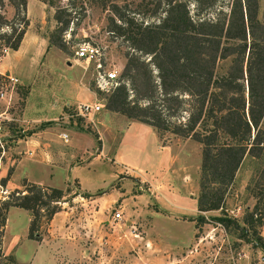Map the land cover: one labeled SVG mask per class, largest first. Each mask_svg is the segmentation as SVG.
Here are the masks:
<instances>
[{"label": "rangeland", "instance_id": "rangeland-1", "mask_svg": "<svg viewBox=\"0 0 264 264\" xmlns=\"http://www.w3.org/2000/svg\"><path fill=\"white\" fill-rule=\"evenodd\" d=\"M185 1L193 14L192 1ZM105 2L27 0L22 40L16 51L0 56V201L22 190L23 182L64 192L57 212L37 230V241L26 238L30 214L8 209L0 264H205L218 248L217 260L223 263L240 254L237 264H246L245 257L256 264L261 254L237 232L224 230L222 241L221 227L212 220L218 210L200 213L201 225L187 221L199 214L193 200L199 145L104 110L108 93L99 91L95 80L113 72L120 82L128 50L108 31ZM112 2L132 11L150 9L154 0ZM219 5L226 9L227 0ZM258 7L260 17L263 0ZM56 10L70 13L64 16L69 24L61 36L62 50L47 43ZM0 13L12 17L5 0ZM86 43L97 47L99 61L76 59L75 49ZM223 68L221 63L217 71ZM95 101L103 108L87 123L76 107ZM44 162L54 169L46 171ZM256 168L253 160L244 159L224 197V214L240 225L254 204L245 186ZM115 212L119 221L111 218ZM47 228L56 233L50 237Z\"/></svg>", "mask_w": 264, "mask_h": 264}, {"label": "trees", "instance_id": "trees-1", "mask_svg": "<svg viewBox=\"0 0 264 264\" xmlns=\"http://www.w3.org/2000/svg\"><path fill=\"white\" fill-rule=\"evenodd\" d=\"M5 1L12 17L0 13V56L17 50L27 25V0ZM112 1L105 2L107 28L128 50L104 110L198 144L196 211L218 210L214 223L264 252L257 232L264 218V12L258 17V0H227L226 9L222 0H191L193 14L185 0H154L152 8L132 11ZM69 14L54 12L48 47L63 49ZM246 158L257 164L245 186L254 204L240 225L224 214L223 201ZM21 186L0 201V238L8 209L18 208L30 214L26 238L37 241V230L57 212L64 192ZM187 221L205 222L200 214Z\"/></svg>", "mask_w": 264, "mask_h": 264}, {"label": "built area", "instance_id": "built-area-1", "mask_svg": "<svg viewBox=\"0 0 264 264\" xmlns=\"http://www.w3.org/2000/svg\"><path fill=\"white\" fill-rule=\"evenodd\" d=\"M74 55L77 60H83L85 63H88L90 60H98L101 54L96 46L86 43V44H81L77 46V48L74 51ZM5 78H7L12 83H15L17 81L14 78H11L10 76H5ZM117 83L118 82L116 81V76L113 72H107L106 74H103L102 76L97 77V80H95L96 88L99 89V91L106 92V93L112 90L117 85ZM102 108H103V104L95 101L91 104L82 103V104L77 105L76 111H77V115L80 116L81 118H85L87 123H92L91 118L93 117V115L98 113ZM59 138L62 139L63 142L67 141L65 134L59 135ZM111 218L114 221H119L120 214L118 212H115L111 215ZM216 224L219 225L218 223ZM219 226L221 227V225ZM219 230L222 234L221 239L223 241V235L225 238V231L222 227L219 228ZM198 238L199 237H197L196 240H198V243H200L201 240ZM255 249H257V251H259V253L261 254L259 258L257 259L256 264H264V252L258 248H255ZM218 251H219V248L217 252L215 253L214 257L211 260H208L205 264H237V261H240L241 255L237 254V258L230 257L226 263H223L217 260ZM245 262H247L246 264H255L254 262L250 261L248 257H245Z\"/></svg>", "mask_w": 264, "mask_h": 264}, {"label": "crops", "instance_id": "crops-1", "mask_svg": "<svg viewBox=\"0 0 264 264\" xmlns=\"http://www.w3.org/2000/svg\"><path fill=\"white\" fill-rule=\"evenodd\" d=\"M57 144V143H56ZM45 164H43V166H44V168L45 169H47L46 171H48V172H51V170L52 169H54V165H50V164H48L47 162H44ZM56 167H59L58 165H56ZM68 170H70L71 168H67ZM34 184H37V183H34ZM41 183H38L37 185H40ZM194 200V204H195V199H193ZM195 206V205H194ZM195 208V213L197 214V213H199V212H197L196 211V206L194 207ZM200 214V213H199ZM198 214V215H199ZM201 215V214H200ZM197 216V215H196ZM189 218V217H188ZM188 222H190L192 225H193V223L191 222V221H188ZM194 227V226H193ZM63 229H65V228H63ZM193 230H194V228H192ZM46 232L49 234V236L51 237V235L53 234V233H56V228H47L46 229ZM60 232V231H59ZM260 236L264 239V218H263V220H262V225H261V227H260ZM188 238V237H187ZM48 240V239H47ZM187 241H188V239H187Z\"/></svg>", "mask_w": 264, "mask_h": 264}, {"label": "water", "instance_id": "water-1", "mask_svg": "<svg viewBox=\"0 0 264 264\" xmlns=\"http://www.w3.org/2000/svg\"><path fill=\"white\" fill-rule=\"evenodd\" d=\"M6 75H8V73H6ZM258 249H260V248H258Z\"/></svg>", "mask_w": 264, "mask_h": 264}]
</instances>
